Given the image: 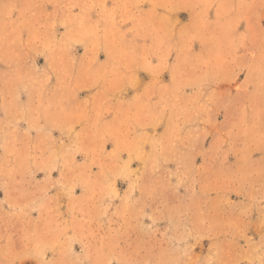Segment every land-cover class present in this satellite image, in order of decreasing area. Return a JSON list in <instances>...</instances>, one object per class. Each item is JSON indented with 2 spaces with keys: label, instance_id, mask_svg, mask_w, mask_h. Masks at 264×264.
Returning a JSON list of instances; mask_svg holds the SVG:
<instances>
[{
  "label": "rangeland",
  "instance_id": "obj_1",
  "mask_svg": "<svg viewBox=\"0 0 264 264\" xmlns=\"http://www.w3.org/2000/svg\"><path fill=\"white\" fill-rule=\"evenodd\" d=\"M0 264H264V0H0Z\"/></svg>",
  "mask_w": 264,
  "mask_h": 264
},
{
  "label": "crops",
  "instance_id": "obj_2",
  "mask_svg": "<svg viewBox=\"0 0 264 264\" xmlns=\"http://www.w3.org/2000/svg\"><path fill=\"white\" fill-rule=\"evenodd\" d=\"M109 8H113L114 7V4H111V3H108ZM115 8V7H114ZM140 12V13H139ZM147 12V13H146ZM149 13V8L148 7H142V8H139V11L136 12L134 11L133 9H131V11H128L127 12V15L129 16L130 14H139L140 16H145V14H148ZM142 44L140 43L138 46H141Z\"/></svg>",
  "mask_w": 264,
  "mask_h": 264
}]
</instances>
